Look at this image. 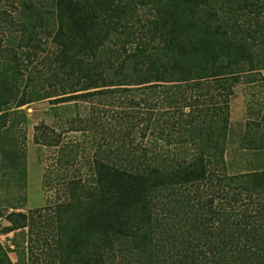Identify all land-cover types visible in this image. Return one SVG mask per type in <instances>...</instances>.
<instances>
[{"label":"trees","instance_id":"16d2710c","mask_svg":"<svg viewBox=\"0 0 264 264\" xmlns=\"http://www.w3.org/2000/svg\"><path fill=\"white\" fill-rule=\"evenodd\" d=\"M244 11L264 0H0V121L52 97L114 106L111 142L46 219L49 264H264V169L226 161L235 87L264 70V25ZM49 42L48 79L24 77ZM36 211L5 233L31 237ZM32 243L15 248L26 264ZM0 264H15L2 245Z\"/></svg>","mask_w":264,"mask_h":264},{"label":"rangeland","instance_id":"374dc122","mask_svg":"<svg viewBox=\"0 0 264 264\" xmlns=\"http://www.w3.org/2000/svg\"><path fill=\"white\" fill-rule=\"evenodd\" d=\"M150 17L146 8L141 9V23L136 20V27L140 29ZM238 22L252 27L257 23L264 25V13L244 11L238 15ZM6 33L0 29V43ZM45 49L31 65L23 56L20 70L24 77L32 73L37 80L48 79L50 63L46 55L54 49L51 42ZM260 74L261 78L255 82L244 77L231 100L226 156L230 176L264 169V150L255 149L264 146V70ZM58 99L52 97L20 108L11 107L0 121V245L10 250L15 264H26V257L15 248L26 247L29 238L33 240L38 264L50 263L47 243L52 238L44 227L46 219L53 217L57 205L67 200L71 180L89 175L88 162L97 150V143L110 141L106 132L112 119L109 110L114 106L102 104L100 98L90 103L81 100L57 103ZM91 117L96 119L93 124L89 122ZM71 155L72 165L65 166ZM32 211L37 212L33 216L41 223L38 222L31 237L28 230L5 233L4 229L10 226L6 216Z\"/></svg>","mask_w":264,"mask_h":264}]
</instances>
